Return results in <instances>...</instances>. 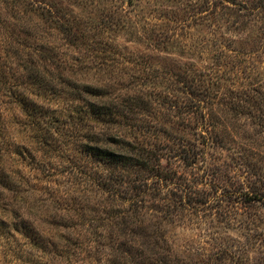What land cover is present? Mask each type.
<instances>
[{"label":"rangeland","instance_id":"374dc122","mask_svg":"<svg viewBox=\"0 0 264 264\" xmlns=\"http://www.w3.org/2000/svg\"><path fill=\"white\" fill-rule=\"evenodd\" d=\"M46 1L55 19L84 33L80 51L53 21L17 19L12 1L0 0V102L12 107L16 91L66 107L79 101L64 79L103 87L102 102L119 113L103 125L164 155L166 198L147 196V204L185 263L264 264V0ZM55 137L60 155L44 151L13 168L45 201L44 187L80 197L73 138ZM32 214L39 216L37 207Z\"/></svg>","mask_w":264,"mask_h":264},{"label":"trees","instance_id":"16d2710c","mask_svg":"<svg viewBox=\"0 0 264 264\" xmlns=\"http://www.w3.org/2000/svg\"><path fill=\"white\" fill-rule=\"evenodd\" d=\"M11 1L15 18L32 20L36 16L53 21L68 46L80 51L84 33L55 19L58 13L54 4L39 0L42 4L35 7L37 0ZM9 17L5 23L14 27ZM42 48L52 49L46 44ZM64 82L73 91V102L79 101L76 104L45 107L36 98L16 91L11 92L12 107L0 102V262L10 257L11 264H186L160 230L162 216L151 213L147 204V196L166 198L159 186L162 178L170 177L162 166L164 155L134 143L127 137L131 133L103 125L109 117L119 115L102 102L106 96L103 87L70 78ZM187 89L193 94L197 90L193 81ZM12 109L22 114L21 119L9 117ZM24 132L19 138L17 134ZM66 135L73 138L72 151L80 156H71L70 162L84 193L62 199L44 187L50 196L45 201L40 198L37 183L13 167L24 164L28 157L35 162L44 151L60 155L62 149L53 141L55 136ZM37 168L34 166V171ZM133 170L147 173L134 177L124 173ZM35 174L39 171L31 176ZM33 207H37L39 216L32 214Z\"/></svg>","mask_w":264,"mask_h":264}]
</instances>
